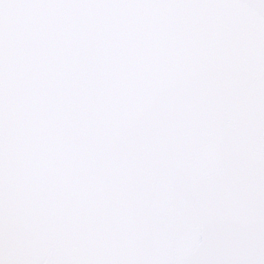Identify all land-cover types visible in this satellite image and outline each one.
Returning <instances> with one entry per match:
<instances>
[{
  "label": "snow or ice",
  "instance_id": "obj_1",
  "mask_svg": "<svg viewBox=\"0 0 264 264\" xmlns=\"http://www.w3.org/2000/svg\"><path fill=\"white\" fill-rule=\"evenodd\" d=\"M0 264H264V0H0Z\"/></svg>",
  "mask_w": 264,
  "mask_h": 264
}]
</instances>
